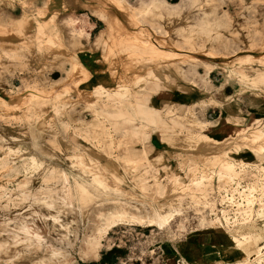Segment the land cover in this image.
<instances>
[{"label":"rangeland","instance_id":"374dc122","mask_svg":"<svg viewBox=\"0 0 264 264\" xmlns=\"http://www.w3.org/2000/svg\"><path fill=\"white\" fill-rule=\"evenodd\" d=\"M7 1L20 3L27 19L36 23L27 32L15 31L20 44L14 49L0 51L14 61L12 72H0V83L6 81L3 74L24 70L15 86L26 92L15 107L0 97V264H157L163 246L209 231L224 236L228 246L226 231L234 236L241 252L229 264H264V0H174L171 5L163 0H95L107 39H132V44H115L116 53L130 59L123 70L131 76L115 91L96 88L85 94L76 89L79 79H70L71 74L84 78V73L68 58L70 76L63 87L73 90L93 116L88 124L73 120L72 125L60 122L70 108L54 110L61 95L55 96V83L41 76L52 70L54 51L65 50L64 31H46L44 13L31 11L26 0ZM118 10L126 21L148 30L117 29ZM57 15L55 10L48 19L54 27ZM164 15L182 16L187 23L169 31ZM74 21L71 17L64 23L73 45L85 35L70 28ZM5 35L0 24V36ZM169 47L186 55L167 56L156 49ZM39 54H46L45 60L33 61ZM135 57L156 59L149 63L162 68L171 60L166 57H173L175 82L194 88L222 77L231 89L219 100L231 96L241 110L236 129L220 139L202 130L204 109L220 104L210 87L195 109L162 112L168 123L141 119L152 128L130 127L124 152L119 132L111 134L112 127L104 123L123 118L127 97L137 116L140 101L128 88L137 87L146 63L132 67ZM212 70L221 76L206 77ZM159 78L165 81L166 75ZM100 99L106 110L115 109L104 118L97 109ZM107 102L116 107H105ZM139 110L150 111L144 104ZM146 130L159 133L160 142L172 148L167 157L151 160L145 144L147 151L136 149ZM118 212L144 220L171 214V219L163 227L112 224L109 217Z\"/></svg>","mask_w":264,"mask_h":264},{"label":"crops","instance_id":"0c3cea01","mask_svg":"<svg viewBox=\"0 0 264 264\" xmlns=\"http://www.w3.org/2000/svg\"><path fill=\"white\" fill-rule=\"evenodd\" d=\"M163 1L168 5H171L168 2H174V0ZM25 3L30 5L31 8L29 9H31V11L34 9H39L44 13L43 23L45 25L44 29L46 31L52 32L55 29L64 31V33L61 34L65 50L54 51L55 57L54 65L51 68L52 70L44 71L41 75L42 77H47L49 82L55 83L53 89L54 95H61L59 96V102L56 103L55 101L54 110H60L63 106H65V110L70 108V111H67V114L64 116V118L60 117V122L63 121L64 124L72 125L73 120H81L84 122V124H88L93 118L92 114L84 109L83 101L78 99L76 93L73 90L68 91L63 87L70 76L68 74L69 63L67 62V59L69 58L70 60L72 58V60L81 69V72L84 73V78H81L82 76L78 74H71V77L73 76V78L79 79V83L76 86L78 91L80 90L85 94H91L94 89L102 88L112 92L117 90L120 86H123V82L128 80L131 76V71L125 72L123 70L124 63L130 59H128L125 54L118 55L116 53L115 44L118 45L119 42L121 44H125L126 42H131L130 40L132 39H125L123 38L124 35L118 37L114 42L109 38L107 39L106 35L104 34L107 29V25L95 15V12L100 9L97 7L95 0H26ZM55 10L58 12V15L54 27L48 19L50 14ZM104 11L106 12L107 10ZM14 12L17 14H14ZM106 13L108 16L110 15V12ZM114 13L118 15V20L116 23L118 26L117 29L135 31L145 27L132 25L131 22L125 20L124 15L121 16L123 13H121L119 10L117 12L115 11ZM26 16L27 10L23 9L20 3L7 0L0 2V24L5 28L7 35L0 36V51L12 50L14 49V45L20 44L15 43L17 39L20 38L14 36L16 30L27 32L25 29L35 28L36 22L31 19H27ZM71 17H73L75 21L70 28L81 30L85 34L79 39H74V45L72 43L73 40L67 35L68 27L64 26L65 21ZM144 29H146V27ZM166 44L168 45L167 42ZM154 45L156 46V43H154ZM169 48L170 49H156L161 52V54H167V56L173 53L181 57L186 55L184 52L176 51V53L171 47ZM0 56V72H12L14 61L10 58H5V56L2 55V52L0 53ZM45 56L46 54H39L33 61H43L45 60ZM169 58L171 60H168ZM172 58L173 57H166L168 61L166 62L164 68L160 66V63L155 65L149 63V61L156 62V59H149L148 61V59L143 57H135L131 60L135 61V66L132 65V67L136 68L140 67L139 63H146L142 67L143 70H141L139 73L141 74V78L137 83V87L132 88L131 86L128 88L129 91H131L130 94L134 93V95L137 96L138 101H140V103H138L135 108L137 116L133 114L132 106H135L133 105V99L127 97V99H125L123 102L125 106V115L123 118L104 123L105 125L108 124V126L112 127L110 130L111 134L119 132L120 135L117 139H119L120 142L125 145V149L122 148L124 152H128L127 148L129 147V144L126 143V141H128L126 134H132V132L129 130L130 127L136 130L135 127L146 126V124L141 119L148 122V119L150 120L154 118L157 120L159 118L168 123L167 118H164L161 115L162 112L166 110H176L177 112L179 110L186 109L188 106H194L193 109H195L196 102H199L203 99L200 96L201 93H205L207 90L212 91L210 87L214 88L215 90L213 96L216 97L214 100L218 103L220 101V104L214 105L212 107H206L204 109L201 121L206 124V127L202 130L205 129L209 131L208 133L210 137L214 139H220L224 135H227L230 132L232 133L233 129H236L237 120L240 119V117H238V111H241L239 104H237L236 101H233L232 98H230L231 96H229V98L226 97L223 101L219 100L221 99L220 97H222L221 95L224 90H227L228 88L231 89V87H228V82L222 81V77H219L220 83H216V81H214L216 84H213V82L208 80V82H206V84L203 86V89L202 85L199 84L198 87L194 88L186 85L184 82H175V76L172 72ZM181 67L184 69L185 66L182 65ZM213 70L209 71L206 77L209 78L211 74H214L215 76L219 74V76H221L220 72ZM23 71L24 70L18 73L2 75L6 81L4 83H0V97L5 98V100L13 107H15V105L20 106V97L24 99L26 96L25 91H18L20 85L15 86V83L18 82L16 81L17 77H24L22 74ZM160 73H164L166 75L165 81L159 78ZM147 74H150V76H147ZM66 93H69V95H66ZM62 100H64V102H62ZM102 100L103 99H100L98 101L97 109L99 115L104 118L106 114H112L115 109L106 110L102 106ZM142 104H144V106L150 111L139 110V106ZM109 106L116 107L115 105H111L110 102H107L105 107ZM207 113H211L214 116L207 117L209 115L208 114L206 116ZM250 114L254 116L257 114V112L252 109L250 110ZM56 116L57 115L54 117L55 123H57ZM132 116L134 118L132 123H129V125L123 123V120H131ZM138 122L140 123L137 124ZM156 125L158 124L156 123ZM146 127L152 128V125H148ZM202 130H200L199 133L203 134ZM146 131H148L147 137L140 139L139 142L141 143V146L137 145L138 148L136 149L139 151L145 150L143 146L145 144V147L149 148L150 152H146L147 157L148 155L149 157L151 156V160L156 161L158 157H167L170 149L172 148L167 147L160 142L158 137L159 133H155L150 130ZM226 233L228 234L231 246L227 245L224 236L217 235L215 232L210 231L204 232L198 237H189L188 240L177 245H165L163 246V258L161 256V260L160 262L158 261L159 263L157 264H175L177 259H180L182 264H229L230 258L234 257L236 254H239L241 249L233 238L234 236L229 233V231H226Z\"/></svg>","mask_w":264,"mask_h":264},{"label":"bare ground","instance_id":"6f19581e","mask_svg":"<svg viewBox=\"0 0 264 264\" xmlns=\"http://www.w3.org/2000/svg\"><path fill=\"white\" fill-rule=\"evenodd\" d=\"M164 20L167 23V26H168L167 28L169 31L174 30V28L177 27L178 24L186 25V23H187V21L182 16H165L164 15ZM70 79H72L71 76H70ZM155 212H157V211H155ZM170 216H171V214H168V215L157 214L156 216H154L153 218H151L149 220H144L142 218L131 217L127 213H119L118 212L114 215L113 214L110 215L109 220L111 221L112 224L132 221V222H135L139 225L147 224L149 226L163 227V226L167 225ZM172 216H173V214H172ZM107 227H109V225ZM102 233H104V232H102Z\"/></svg>","mask_w":264,"mask_h":264},{"label":"built area","instance_id":"2783aa9c","mask_svg":"<svg viewBox=\"0 0 264 264\" xmlns=\"http://www.w3.org/2000/svg\"><path fill=\"white\" fill-rule=\"evenodd\" d=\"M264 250V248H262V251ZM175 264H182V262H181V260L180 259H177L176 261H175Z\"/></svg>","mask_w":264,"mask_h":264}]
</instances>
